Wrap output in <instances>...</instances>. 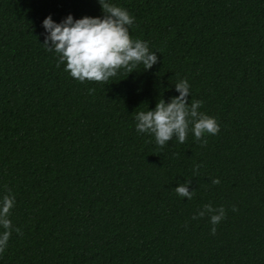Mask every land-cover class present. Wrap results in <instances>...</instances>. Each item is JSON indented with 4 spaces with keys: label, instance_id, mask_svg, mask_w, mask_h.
Returning <instances> with one entry per match:
<instances>
[{
    "label": "trees",
    "instance_id": "1",
    "mask_svg": "<svg viewBox=\"0 0 264 264\" xmlns=\"http://www.w3.org/2000/svg\"><path fill=\"white\" fill-rule=\"evenodd\" d=\"M112 2L157 62L80 82L41 22L97 0H0V196L20 229L0 264H264V0ZM180 79L219 131L159 146L134 116ZM205 204L224 208L214 234Z\"/></svg>",
    "mask_w": 264,
    "mask_h": 264
},
{
    "label": "clouds",
    "instance_id": "2",
    "mask_svg": "<svg viewBox=\"0 0 264 264\" xmlns=\"http://www.w3.org/2000/svg\"><path fill=\"white\" fill-rule=\"evenodd\" d=\"M97 2L101 8L100 16L74 19L68 14L60 22L53 21L51 16L42 20L45 33L42 45L57 56V67L63 64V70L80 82L108 81L120 69L129 74L141 64L143 70L150 69L157 62V53L150 51L147 41L130 37L129 28L133 26L135 18L112 0ZM173 86L178 95L167 102L160 98L150 110L146 107V110L135 113L136 131L151 134L159 146H164L173 138L183 143L189 131L195 139L206 134L215 135L219 125L214 117L199 111L201 101L186 102L190 96L187 80L180 79ZM212 183L217 184L219 180L213 179ZM174 192L188 200L194 194V191L188 190L187 183L177 184ZM14 203V195L0 196V253L8 246L11 233L20 232L9 218ZM206 214L212 224L210 231L214 234L215 225L225 215L224 208L205 204L192 218Z\"/></svg>",
    "mask_w": 264,
    "mask_h": 264
}]
</instances>
